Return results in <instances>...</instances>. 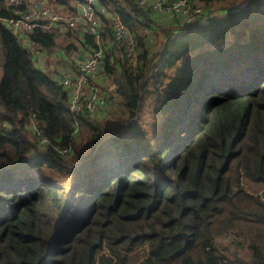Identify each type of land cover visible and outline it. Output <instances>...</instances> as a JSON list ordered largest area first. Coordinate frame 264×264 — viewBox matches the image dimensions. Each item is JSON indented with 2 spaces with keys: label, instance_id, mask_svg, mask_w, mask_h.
<instances>
[{
  "label": "trees",
  "instance_id": "1",
  "mask_svg": "<svg viewBox=\"0 0 264 264\" xmlns=\"http://www.w3.org/2000/svg\"><path fill=\"white\" fill-rule=\"evenodd\" d=\"M78 1L43 0L60 16ZM222 1L188 0L201 10L187 21L138 0H97L107 8L98 37L81 20L58 28L80 45L59 46L62 60L102 49L95 84L102 111L116 110L110 134L103 113L69 109L62 77L81 62L66 75L36 62L54 53L56 28L16 31L6 19L29 0H0V264H264V0ZM114 10L135 64L113 40ZM163 82L153 150L135 115ZM100 160L106 170L87 172ZM231 232L235 244L218 241Z\"/></svg>",
  "mask_w": 264,
  "mask_h": 264
},
{
  "label": "built area",
  "instance_id": "2",
  "mask_svg": "<svg viewBox=\"0 0 264 264\" xmlns=\"http://www.w3.org/2000/svg\"><path fill=\"white\" fill-rule=\"evenodd\" d=\"M3 1L8 5H18L21 2V0ZM29 3V7L18 16L6 19V23L16 31L29 33L36 26L43 28H73L81 20L87 30L98 37L99 16L107 12L106 7L97 5V0H79L78 10L75 14L69 16H60L52 11L51 7L45 4L43 0H29ZM138 3L149 5L162 13L178 11L186 17L187 21H192L201 10L199 7L190 4L188 0H138ZM111 15L114 17L112 22L113 40L115 43L124 46L125 55L132 64H135V41L128 36V27L121 20L119 13L114 10ZM40 54L39 51L37 57ZM101 56L102 49L98 46L85 55L84 60L79 65L77 74L62 77L63 85L70 87L69 109L71 111H85L90 116L102 107L103 100L99 96L95 84L98 72L97 65ZM42 140L46 142L45 139Z\"/></svg>",
  "mask_w": 264,
  "mask_h": 264
},
{
  "label": "rangeland",
  "instance_id": "3",
  "mask_svg": "<svg viewBox=\"0 0 264 264\" xmlns=\"http://www.w3.org/2000/svg\"><path fill=\"white\" fill-rule=\"evenodd\" d=\"M233 1L239 3V2H242L243 0H233ZM228 2H230V0H223L222 1V3H224V4H227ZM214 5L217 6V4H214ZM56 30H57L58 37L56 39L57 45L55 46V50H58L59 46H61L62 44H65L66 42H68V40H73V39L67 38L65 36V34L63 33L64 31L62 29L56 28ZM74 43L76 45L78 44L77 41H75ZM160 45H161L160 44V38L159 37L154 38L153 43H152L151 48H150V51H154ZM52 53H46L45 55H46L48 62L52 63L53 61H55L56 65H57L56 68L63 67L60 64H63L66 62L67 56L69 58H71V56H74V53H69V54H67L66 59L62 60L58 55L55 56V53H53V54ZM77 61H79V60H77ZM64 75H66V73ZM166 80H168V78ZM107 86L109 87L111 85L107 84ZM166 89H167V87H166L165 83L161 84L159 86L150 85L147 89V92L143 95V98L141 99V102L139 103L140 106L137 109V112L135 115V118H137V121L139 122L140 126L145 131V133L147 134L149 147L152 148L153 150H155V148H158V140L156 138H153V137L160 130V128H161L160 123L164 117V114L159 111V105H160V101L162 100V98L165 96V94L167 92ZM193 106L195 107L196 104L194 103ZM109 110H110V112H108ZM114 111H116L114 106H111V109L108 106L107 109L103 110V111H102V108L97 109V113H99V114L103 113L102 115H100V118H98L97 120L101 122V125H104L107 128L109 127L108 133H110V134L114 133V131L111 130V128H114V126L118 123L117 117L114 114H112V112H114ZM93 118H96V117L93 116ZM82 131H84V133H86V129L84 127L82 128ZM179 134H181V132ZM77 139H78V137H77ZM167 141H170L171 143H173V140L171 138H167ZM85 144L86 143L82 144L83 148H85ZM160 145H162V143H160ZM171 146H173V145H171ZM230 162H231L230 167L227 169V171L225 173L229 177L231 186L236 188L237 187V176H236V174H237V172H236L237 159H232ZM148 163H149L148 167L152 168L153 163L152 162H148ZM104 164H105V161L100 160V162L93 163L92 165H88L87 166V172L92 171L94 169H98V168H101L102 170H106V166H104ZM113 168L115 169L117 167L115 166ZM47 171H49L50 175H52V176H60L55 171H50L49 169H47ZM245 187L249 188V186L247 184H245ZM259 194L263 195V190H260ZM233 236H234L233 232L224 233L222 236H220L218 238V241L222 242L223 244H228L229 242H233L235 244L236 240L233 238ZM237 239H238V237H237ZM183 240H184V238H183ZM183 244H184V241L182 242V245Z\"/></svg>",
  "mask_w": 264,
  "mask_h": 264
},
{
  "label": "crops",
  "instance_id": "4",
  "mask_svg": "<svg viewBox=\"0 0 264 264\" xmlns=\"http://www.w3.org/2000/svg\"><path fill=\"white\" fill-rule=\"evenodd\" d=\"M76 7L78 8V2H76ZM82 24V23H81ZM70 40H68V42H69ZM75 41H77L78 42V39H75V38H73V42H75ZM67 43V42H66ZM66 43L65 44H62V45H66ZM75 44V43H74ZM75 46L76 47H79L80 48V45H79V42H78V44L76 45L75 44ZM55 48V47H54ZM59 50H55L54 51V53H55V56L58 54V53H60V52H58ZM41 52V54H40V56L39 57H37L36 56V62L38 63V65L39 66H42L44 69H48V68H56L57 67V65H56V63H55V61H53L52 63L51 62H48L47 63V58H46V53H43L42 51H40ZM69 53H74V56H71V58H69L68 56H67V54H69ZM77 53V54H76ZM37 54H38V52H37ZM53 54V53H52ZM64 54H65V58L64 59H66V56H67V60H66V62L65 63H63V64H60L61 66H63V67H58L57 69L59 70V71H61V72H63V73H66V74H72V73H74L75 71H76V69H77V66L79 65V63L81 62V59H82V57H81V54H83V51H81V50H77V49H75L74 51L73 50H70V51H64ZM84 55H86V53H84ZM77 60H79V61H77Z\"/></svg>",
  "mask_w": 264,
  "mask_h": 264
},
{
  "label": "water",
  "instance_id": "5",
  "mask_svg": "<svg viewBox=\"0 0 264 264\" xmlns=\"http://www.w3.org/2000/svg\"><path fill=\"white\" fill-rule=\"evenodd\" d=\"M66 90L69 91L70 87H67ZM177 234L183 236V238H184V244L180 248V250H183V249H185V247L187 245V242L189 240V235H188V233H186L184 231H179V232H177Z\"/></svg>",
  "mask_w": 264,
  "mask_h": 264
}]
</instances>
